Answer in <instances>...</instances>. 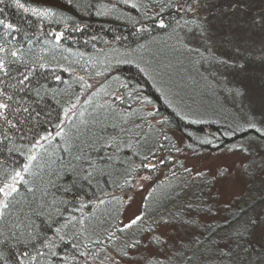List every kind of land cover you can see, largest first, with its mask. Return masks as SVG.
I'll use <instances>...</instances> for the list:
<instances>
[{"label": "trees", "instance_id": "trees-1", "mask_svg": "<svg viewBox=\"0 0 264 264\" xmlns=\"http://www.w3.org/2000/svg\"><path fill=\"white\" fill-rule=\"evenodd\" d=\"M198 1L229 42L245 36L242 19L264 13V0L247 1L246 11L238 0ZM20 3L41 14L0 0V102L8 104L0 109V186L21 173L16 192L0 195L8 205L0 207V264H113L112 254L128 258V245L161 224L181 233L179 244L159 247L147 264H264L256 236L264 227L262 57L190 45L182 29L203 20L189 10L197 0ZM170 68L197 97L174 90ZM258 73L259 82L238 83ZM215 86L228 91L221 104ZM225 148L244 157L246 179L229 205L211 176L186 171L181 159ZM147 172L155 183L140 219L121 224L119 192Z\"/></svg>", "mask_w": 264, "mask_h": 264}, {"label": "rangeland", "instance_id": "rangeland-1", "mask_svg": "<svg viewBox=\"0 0 264 264\" xmlns=\"http://www.w3.org/2000/svg\"><path fill=\"white\" fill-rule=\"evenodd\" d=\"M247 1L250 0H238L239 3H233L245 7L244 11H246V8H248ZM204 6L205 4H203L202 1L200 2L197 0V3H195L191 9L192 14L194 15H200L203 12V14L199 16L203 18V20L200 21L201 24H199V22L197 26L193 25V27L182 29V33H184L186 40L190 45L198 46L203 49L224 45L228 49L233 47L238 53H244L246 56L251 57L250 61L252 62L253 60H256L257 56L262 57L260 61H264V13L251 18L250 21L249 18L242 19L246 30L241 28L238 32L245 36H243L242 40H237L234 36V40L229 42L224 39L225 35H221L219 32V18L217 16L206 15V8H208V6H205L206 8ZM166 55L168 58L172 59L168 53ZM174 72V68H170V70H167L166 72L169 73L167 78L174 82V90H176L181 96L185 94L197 97L199 92L190 86V81ZM244 78L245 80L241 79L238 83L245 84L247 81L252 82V79L259 82V79L263 78V74L260 75V73H258L255 76L244 75ZM246 87L248 91H246L245 97L250 100V95H254L255 91H252L249 88V85ZM226 94H228V91H222L218 86H215L212 93V99L214 100L213 103L221 104L218 102L217 96ZM200 99L205 101L204 97H200ZM178 141H180V138H178ZM184 154L185 155H181L182 157L184 156L183 158L179 157L184 161V169L186 171L190 170L193 173L200 172L211 176L214 180V186L219 195V200L223 204L229 205L232 201L240 199H238V197L243 193L246 181L241 167V164L244 162V157L242 155L231 151L229 148L215 152H205L198 156H191L188 152H184ZM163 169L165 168L160 167L157 169L155 173L156 177H161L160 175L162 174L161 171H163ZM153 181L154 179L151 178L148 172L141 173L136 178H133L131 188L119 192L122 201L121 224L131 222L142 213L144 197L152 189L153 184L155 183V181ZM167 192L169 194L170 190ZM178 219H180L179 216ZM171 227L174 226L168 224L159 225L153 235H150L151 232L145 234L142 241L136 246L134 244L130 246L128 245V248L131 247L128 250V258H124V252H119L120 256L112 254L109 262L113 264H147L151 258L161 254L158 252L159 247L163 246L165 253L171 248L177 249V245L179 244L178 238L181 233L179 231H172ZM256 236L258 239L264 237V227L257 230ZM158 238H160L159 241Z\"/></svg>", "mask_w": 264, "mask_h": 264}, {"label": "snow or ice", "instance_id": "snow-or-ice-1", "mask_svg": "<svg viewBox=\"0 0 264 264\" xmlns=\"http://www.w3.org/2000/svg\"><path fill=\"white\" fill-rule=\"evenodd\" d=\"M16 4H17V7H19V8H24L25 11H32V12L35 13V14H41V10H38V9H36V8H32V9L25 8L24 4L20 3V0H16ZM189 10H191V9H189ZM51 11H52L51 9H44V10H43V14H49V13H51ZM0 23H3V22L0 21ZM163 26H164V25H163V21H161V27H163ZM6 27L11 28L12 25H6ZM58 38H59V37H58ZM0 51H3V49H0ZM12 55L15 56L16 53L13 52ZM41 67H44V65H41ZM4 68H5L4 61H3V60H0V71H3ZM25 79H27V77H25ZM56 79H60V77L57 76ZM21 83H23V81H21ZM8 99H11V97H8ZM7 107H8V104L3 103V102H0V109H6ZM0 114H2V113H0ZM57 127L59 128L60 126L57 125ZM59 134H60V133L58 132L57 135H59ZM50 136H51V133L48 134V137H50ZM46 138H47V137H45V136H41V137H40L41 140H44V139H46ZM39 144H40V141L38 140V141L36 142V144L33 145V148L37 147ZM34 159H35V156H34V155H29V156L27 157V160H28L29 162H31V161L34 160ZM28 169H29V164L26 163V164L24 165V171H28ZM20 177H21V173H20V171H16V172L14 173V175L11 176V177L9 178V179L11 180V183H4L3 186H0V195H2V196L5 198V200H7L8 197H10L13 193L16 192V190H17V189H16V181H17V178H20ZM5 200H0V207L6 208V207L8 206L7 203H5ZM139 219H140V217L137 216L135 220H132V221H131V223H132V224H135V223L137 222V220H139ZM259 222H260V221H259L258 218H253V219H251V220L248 222V224H249V226H251V227H255L256 224L259 223ZM129 226H130V225H125V227H129ZM56 232H57V234H59L60 229H56ZM60 238L63 239L62 236H61ZM53 255H55V253H53Z\"/></svg>", "mask_w": 264, "mask_h": 264}]
</instances>
